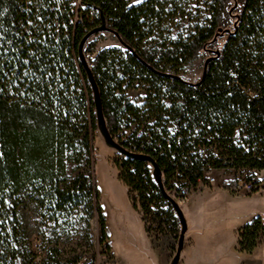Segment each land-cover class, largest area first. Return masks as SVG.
<instances>
[{
    "label": "trees",
    "instance_id": "trees-1",
    "mask_svg": "<svg viewBox=\"0 0 264 264\" xmlns=\"http://www.w3.org/2000/svg\"><path fill=\"white\" fill-rule=\"evenodd\" d=\"M74 1L0 0V264H94L93 257L82 263L88 240L59 243L78 216L85 235L96 218L105 238V217L91 174L93 97L78 57L79 42L102 19L108 32L129 48L125 60L103 49L90 67L107 130L113 135L121 125L136 122L147 127L162 154H133L154 160L166 194L178 170L192 183L200 175V161L178 165L191 148L193 139L187 137L195 127L218 130L226 145L233 128L245 125L263 161L237 152L233 166L264 168V0H234L240 7L230 31V0H211L202 27L184 41L159 48H148L146 42L159 13L155 4L80 0L76 6ZM223 35L226 40L217 49ZM201 51L207 56L200 79L181 77L183 63L198 60ZM90 52L86 47L84 53ZM133 81L144 87L142 108L124 99L123 84ZM172 122L183 129L180 146L168 133ZM118 155L119 179L137 192L140 205L145 210L151 205L171 208L150 163ZM69 163L77 165L73 174ZM263 233L259 218L241 227L238 251L252 253Z\"/></svg>",
    "mask_w": 264,
    "mask_h": 264
},
{
    "label": "rangeland",
    "instance_id": "rangeland-1",
    "mask_svg": "<svg viewBox=\"0 0 264 264\" xmlns=\"http://www.w3.org/2000/svg\"><path fill=\"white\" fill-rule=\"evenodd\" d=\"M147 2L156 5L154 11L159 10L157 19L153 20L152 33L146 39L148 48L166 46L172 40L184 41L210 17L211 0H141L140 3L131 0L130 3L138 5ZM239 7L234 0L229 1L230 24L227 31L233 28ZM262 10L264 15V2ZM225 40V35L220 36L216 48L220 49ZM86 47L91 51L84 53L90 67L95 55L103 49L114 50L124 60L129 54V49L107 31L89 37L83 51ZM206 56L207 52L201 51L198 60L183 63L179 75L191 82L197 81L202 75ZM131 77L126 76L125 82ZM134 77L136 80V75ZM123 90L127 103L139 108L144 106L145 90L139 82L133 81L127 86L124 83ZM94 118L96 121L95 110ZM117 161H120L118 153L105 144L96 123L91 174L105 217L106 235L102 241L96 218L90 221L89 233L85 235L78 216V219H73L74 225L69 232L59 236V243L66 246L88 240L82 263L93 257L94 264H169L177 248L178 219L168 207L158 205L145 210L140 205L137 192L119 179ZM76 168L75 163L68 164L70 174ZM176 202L187 222L184 244L194 239L193 255L188 264L198 261L206 264H264V233L259 235L251 255L240 253L238 247L236 249L241 227L256 218L264 224V193L243 196L235 194L230 188L213 186L195 192L185 202ZM35 245L39 246V243Z\"/></svg>",
    "mask_w": 264,
    "mask_h": 264
},
{
    "label": "built area",
    "instance_id": "built-area-1",
    "mask_svg": "<svg viewBox=\"0 0 264 264\" xmlns=\"http://www.w3.org/2000/svg\"><path fill=\"white\" fill-rule=\"evenodd\" d=\"M74 4L78 6L80 0H75ZM231 77H236L233 70ZM205 129L206 131L202 132V128H194L193 134L187 137V140L193 139L188 142L191 148L184 159L178 160L179 166L185 164L186 167L193 166L195 162L200 161L201 172L199 177L195 183H192L181 177L178 170V176L171 181V189L167 191L168 195L178 202H185L195 192L213 186H224L230 188L235 194L243 196L258 192L264 193V168L233 166V161L238 158L237 152L241 153V156L263 161V155L254 152L255 144L249 142L250 134L245 125H236L233 128V132L227 137L228 144L226 145L218 130L211 129L209 126ZM167 130L172 137L176 138L175 142L178 146L184 143L185 135L180 133V130L183 129L175 122L169 124ZM111 137L116 144L128 152L136 153L151 150L162 154V151H159V144L151 141L150 132L144 124L136 122L121 125ZM230 147L233 148L234 152H230L232 151L229 149ZM175 157L173 155L171 159L177 160ZM218 163L220 166H217ZM149 168L150 170L153 169L151 164ZM176 168L178 169V166ZM150 208H153V205Z\"/></svg>",
    "mask_w": 264,
    "mask_h": 264
},
{
    "label": "water",
    "instance_id": "water-1",
    "mask_svg": "<svg viewBox=\"0 0 264 264\" xmlns=\"http://www.w3.org/2000/svg\"><path fill=\"white\" fill-rule=\"evenodd\" d=\"M102 31H107V32L109 31V29L105 26L103 19H102L101 25L92 29L86 35H84V37L81 39V41L79 42V45H78V57H79L81 65H82V67L86 73L87 80H88L89 86H90L91 91H92L97 129H98L101 137L103 138L105 144L108 147H110L111 149L115 150L118 154H121L122 156H125L128 158H134V159H140L143 161H147L152 165V167H153V173L152 174H153L154 180H155L160 192L165 197H167V199L169 200L171 208H172V210H173V212H174V214H175V216L178 219L179 224H180V231H179V236H178V240H177L176 252H175L172 260L169 263V264H178L179 260H180V254H181L182 249H183L184 235L187 231V222H186V219L184 217V214H183L181 208L179 207L177 202L172 197H170L168 194H166V192L163 188L162 181H161L160 170H159L158 166L156 165V163L154 162V160L152 158H150L149 156L137 155V154H133V153H129V152L125 151L122 147H120L118 144H116L112 140V137H111V135L108 132L107 127H106V121H105L103 111H102V105H101L98 86H97V84L93 78L91 68L87 63V60L85 58L84 51H83L85 42L88 40V38L91 37L93 34L98 33V32H102ZM114 35L117 37V39L120 41V43L123 44L121 42L120 38L118 37V35H116L115 33H114ZM125 47L127 49H129L127 46H125Z\"/></svg>",
    "mask_w": 264,
    "mask_h": 264
},
{
    "label": "crops",
    "instance_id": "crops-1",
    "mask_svg": "<svg viewBox=\"0 0 264 264\" xmlns=\"http://www.w3.org/2000/svg\"><path fill=\"white\" fill-rule=\"evenodd\" d=\"M187 240H190V239H187ZM193 245H194V239L193 238L190 240V242H185L178 264H188L189 263V260H191L192 255H193V253H192L193 252ZM236 249H237V246H236ZM242 253H244L245 255H251V253H246V252H242ZM196 264H206V263L198 261Z\"/></svg>",
    "mask_w": 264,
    "mask_h": 264
},
{
    "label": "snow or ice",
    "instance_id": "snow-or-ice-1",
    "mask_svg": "<svg viewBox=\"0 0 264 264\" xmlns=\"http://www.w3.org/2000/svg\"><path fill=\"white\" fill-rule=\"evenodd\" d=\"M135 2H136V3H140V2H141V0H135Z\"/></svg>",
    "mask_w": 264,
    "mask_h": 264
}]
</instances>
